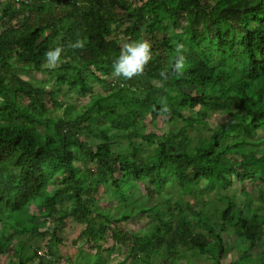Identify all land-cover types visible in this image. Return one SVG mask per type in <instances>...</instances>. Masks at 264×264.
<instances>
[{
    "label": "trees",
    "instance_id": "1",
    "mask_svg": "<svg viewBox=\"0 0 264 264\" xmlns=\"http://www.w3.org/2000/svg\"><path fill=\"white\" fill-rule=\"evenodd\" d=\"M78 38L84 47L69 48ZM140 38L153 45L147 80H110L122 44ZM174 42L185 45L182 76L172 71ZM57 46L65 49L59 64L43 66ZM75 87L89 96L78 113L60 96ZM167 122L172 128L157 132ZM115 136L127 140L116 151ZM130 183L143 184L144 195ZM101 185L115 200L107 208L98 204ZM135 218L146 231L124 227ZM69 220L83 226L77 257L60 250ZM26 233L48 235L46 251ZM259 244L264 0L0 1V264L9 249L8 264H114L119 250L115 264H197L201 256L223 264L233 250L228 264H264V252L252 254Z\"/></svg>",
    "mask_w": 264,
    "mask_h": 264
},
{
    "label": "rangeland",
    "instance_id": "2",
    "mask_svg": "<svg viewBox=\"0 0 264 264\" xmlns=\"http://www.w3.org/2000/svg\"><path fill=\"white\" fill-rule=\"evenodd\" d=\"M0 1H3V0H0ZM179 29H181V28L180 27L176 28V29H174V31H178ZM45 64H46V59L43 62V66H45ZM18 73L21 76H23V77L31 79V81L34 82V83L35 82H39L42 79H48V83L49 84L53 83V76L48 75V74L43 73V72H39V71L27 72V71H24V70H20ZM140 77L144 81L147 80L145 73L142 76H140ZM113 78H114L113 76H110L109 79L111 80ZM78 89H79L78 87H75L73 89L64 90L62 92V94L60 95L61 99L63 100V102L66 101L67 103L74 104L75 109H76V113H78L80 111V107H82L84 104H86L89 101V96H80V95H78ZM94 89H95L96 92L97 91H100V92L103 91V88L100 85H98V84H96ZM186 113H189V111H186ZM220 118H221V113L215 112L213 114V116L211 118H209V120H211L210 122H212V121L218 120ZM172 126H174V125H172ZM149 128L151 129V126H149ZM170 128H172L171 125H170V122H167L163 126V130L157 131V132L161 133V132L169 130ZM40 129L44 130V127H40ZM117 134H118L117 132L114 133V135H117ZM81 139L87 140L90 144H93V145L97 143V141L95 139H93L92 137L86 136V135H81ZM113 142H114L113 148L116 151V150H119V148L123 147V145L126 144L127 140H125V139H123L121 137L115 136V137H113ZM87 167L93 169L95 167V163L94 162H89L87 164ZM16 171H17L16 169L12 170L13 173H16ZM128 186H129L130 190L132 192H134L137 197H142L144 195V193H145V189H144V185L143 184H139V183L131 184L130 183ZM253 186L256 189L258 187V186H256V184H254ZM237 187H238V183H234V185L232 187V190H236ZM251 187H252V185L249 184L248 188L250 189ZM50 188H52V187H50ZM98 191H99L98 192V196L101 197V199L98 200V204L100 206H102L104 208H107L109 206L108 203L110 201H115L113 196L109 193V190L104 188L103 185L99 186V190ZM239 197H240V199L242 198V196L240 194H239ZM65 203H68V201H65ZM111 205L113 206L115 204H111ZM255 205H259L257 201L255 202ZM29 206L32 209H34V210L37 209V207L34 204H32V205L30 204ZM37 212H40V208H38ZM52 226H53V221L47 223V227H49L50 229H52ZM124 227L128 228V229H130L132 231L138 230V231L143 232V231L147 230L146 223L144 222V220L137 219V218L131 219L128 222H126L124 224ZM82 228H83L82 224L80 222L76 221V220H69L62 226L60 235L64 238L65 245L60 247L61 251L67 250L68 254L70 256L72 255V257H77L78 252H79L78 251V246L79 245H83L85 243V239L82 237V238H80L78 240V244H75L74 238H76L79 235V233H80ZM48 238H49L48 235L45 237L44 235L39 234V233H36V234L26 233L24 236H22V239H25V241L30 242L31 244H33L34 246L39 248L41 250V252H45L46 251V249H47L46 241H47ZM78 238H79V236H78ZM231 239L234 240L235 237L231 236ZM83 248H84V250H86V251H88L90 253L95 252V249L91 248L90 245L85 244L83 246ZM263 252H264V244H259L255 248V250H253L252 254L255 255V254H259V253H263ZM123 254H124L123 250H119L117 253H114L113 254L114 260H112L111 263L115 264L118 260L121 259V256ZM11 256H13V253H12V250L9 249V253L8 254L1 255L2 263L3 264H8ZM236 257H238L237 252L235 250H233L232 252L230 251V253H228L226 256H224L222 258V263L223 264H228V263L232 262L233 260H235ZM67 259H68V256H67V258L63 259V262L67 263ZM13 260L15 261V260H17V258L14 257ZM195 260H196L197 264H204L205 261H206V257L205 256L196 257ZM107 264H110V262H108ZM247 264H252V263H247ZM257 264H263V263H257Z\"/></svg>",
    "mask_w": 264,
    "mask_h": 264
},
{
    "label": "clouds",
    "instance_id": "3",
    "mask_svg": "<svg viewBox=\"0 0 264 264\" xmlns=\"http://www.w3.org/2000/svg\"><path fill=\"white\" fill-rule=\"evenodd\" d=\"M177 55L172 63L173 74L182 76L185 68L186 57L182 54L185 50L183 43L174 42ZM69 48L79 49L84 47V41L77 39L75 43H69ZM153 45L146 38H140L122 44L119 56L113 61L112 76L114 78L123 77L131 80L134 77L142 76L146 67L153 59ZM65 51L63 46L50 48L46 53V64L48 68H55L61 61L62 53ZM161 76L167 80V72H162ZM167 111V108L164 109Z\"/></svg>",
    "mask_w": 264,
    "mask_h": 264
}]
</instances>
